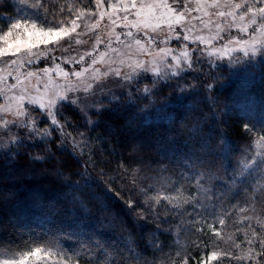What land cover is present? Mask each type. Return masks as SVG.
<instances>
[{"label": "snow or ice", "instance_id": "1", "mask_svg": "<svg viewBox=\"0 0 264 264\" xmlns=\"http://www.w3.org/2000/svg\"><path fill=\"white\" fill-rule=\"evenodd\" d=\"M19 4L15 16H0V155L19 154L25 146H47L48 159L56 153L75 159L77 152L84 156L87 150L82 164L76 160L84 172L73 175L84 182L71 185L74 205L83 206L84 200L98 194L103 198L101 210L112 214L122 229L130 224L142 236L152 232L146 225L155 224L159 231L167 224L163 231L171 232V224L177 223L190 238L186 243L177 239L174 254L164 253L160 243L149 240L153 254L162 253L158 264H264V119L254 122L247 112L237 113L248 138L243 150L232 145L233 152H240L238 158L233 161L229 156L227 135L220 136L225 147L218 152L202 142L200 153L192 152L182 161L191 175L176 181L164 176L167 167L149 169L155 173L149 176L142 167L132 166L143 161L122 160L111 173L103 167L97 171L86 134V126L95 124L91 117L109 110L103 101L88 102L103 92V82L109 79L127 92L129 105L141 100L154 103L153 97L171 88L180 94L177 100L199 92L215 107L217 82L225 71L264 67V0H64L59 7L57 0H19ZM162 26L167 32L161 39ZM85 36H94V45L78 58L40 51L41 45L51 44L53 50L60 46L69 52L73 43L86 44ZM193 72L198 83H187ZM105 98L113 105L119 101L117 96ZM64 111L76 117L74 123L61 118ZM207 156L219 161L224 177L208 171ZM29 158L39 161L45 156ZM92 188L95 193L87 191ZM241 191L243 198L233 203ZM57 217L59 212L53 222ZM88 220L69 214L66 222L39 235L0 238V264L139 262L130 243L125 247L128 257L115 249L121 259H113L112 246L90 230Z\"/></svg>", "mask_w": 264, "mask_h": 264}, {"label": "trees", "instance_id": "2", "mask_svg": "<svg viewBox=\"0 0 264 264\" xmlns=\"http://www.w3.org/2000/svg\"><path fill=\"white\" fill-rule=\"evenodd\" d=\"M61 3L64 0H57V7ZM0 16H15L14 5L5 3L0 8ZM196 75L195 72L189 74L186 82L198 83L193 80ZM178 95L173 94L171 88H166L153 97L154 103L141 100L129 105L127 93L115 94L119 97L115 105L104 100L109 110L92 116L95 124L86 126L93 159L97 162L96 170L103 167L105 172L111 173L122 160L143 161L142 165L134 163L132 166L142 167L149 176H155L149 169L167 167L169 171L164 176L176 181L182 175H191V170L182 163L184 158L192 152L200 153L202 142L210 144L214 152L221 151L225 147L220 140L222 135H227L231 141L227 148L234 161L240 152H233L232 145L243 150L248 143L237 113L247 112L254 122L264 119V67L249 70L238 67L225 71L223 78L217 82L215 107L207 100L206 94L194 92L177 100ZM114 106L118 110L113 111ZM61 118L73 123L76 119L69 111H64ZM67 131L76 135L73 128ZM80 131L85 129L81 128ZM46 147L25 146L18 149L19 154L8 157L0 155V238L15 240L17 236L26 237L28 233L39 235L66 222L69 214L83 215L89 217L90 230L112 246L113 253L110 255L113 259H121L120 255L114 254L115 249L128 257L125 247L126 243L131 244L135 254L140 257L139 262L131 260V264H143L144 261L158 264L162 253L155 252L154 255L149 240L160 243L164 253L174 254L177 239L181 243L190 239L178 230L177 223L171 224V232L163 231L169 227L167 224L162 225L159 231L155 224L146 225L152 232L144 231L142 236L140 230L133 229L130 224L127 229H122L119 222L112 220V214L101 210L103 198L98 194L93 200H84L83 206L74 205L71 185L77 181L83 185L84 181L73 173L84 172L81 164L88 158L87 150L84 156L77 152L75 159L70 154L59 153L48 159L44 150ZM68 148L71 153L70 144ZM30 155H42L45 159L33 160L29 158ZM76 160H80L81 164H77ZM206 162L212 175L224 177L218 160L207 156ZM87 171L95 175L91 167ZM87 191L95 193L96 189ZM243 196L244 192L241 191L240 196L232 202L241 200ZM57 212L60 217L53 222L52 217ZM109 223L111 228L108 227Z\"/></svg>", "mask_w": 264, "mask_h": 264}, {"label": "rangeland", "instance_id": "3", "mask_svg": "<svg viewBox=\"0 0 264 264\" xmlns=\"http://www.w3.org/2000/svg\"><path fill=\"white\" fill-rule=\"evenodd\" d=\"M11 3L14 5L15 7V15L19 12L20 8L22 7L19 4V0H0V8L3 7L5 5V3ZM87 2V0H85V3ZM117 31H121V29H116ZM77 31H80L79 29ZM106 31V29L101 28V34H103ZM166 26H162V31L160 32V38H164V36L166 35ZM82 39L87 40L88 42L86 44H82V45H75L73 43V49L72 51L69 52H64L63 49L60 46H57L55 50H53V45L49 44L47 46L45 45H41L40 46V51H44V52H48V54L50 56H56V57H64V56H75L78 58L79 54H82L84 51L87 50H91L93 45H94V41H95V37L94 36H85L82 37ZM186 43V42H185ZM171 46L176 47L177 44L175 41L171 42ZM64 47H67V45H64ZM177 50L178 47H176ZM101 50H103V46H101ZM35 51V50H34ZM59 62V61H58ZM48 66L51 67V62H48ZM62 67H64V65L62 64ZM72 67H76L77 69L79 68V65H72ZM96 67H100V65H97ZM53 75L55 76V73H53ZM34 83V81H33ZM104 87H103V92H97V95L95 97H91L89 98V103H92L93 101H103L104 100H108L105 97H111V96H115V94L118 95H123L126 94L127 92L121 87L120 83L109 79V80H105L103 82ZM40 87H42V85H40ZM123 93V94H122ZM44 126L43 124H41V127Z\"/></svg>", "mask_w": 264, "mask_h": 264}]
</instances>
